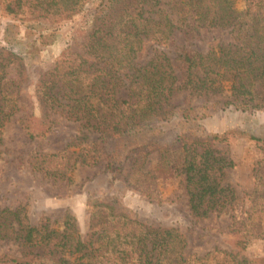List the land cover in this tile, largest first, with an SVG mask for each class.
<instances>
[{
  "label": "trees",
  "instance_id": "1",
  "mask_svg": "<svg viewBox=\"0 0 264 264\" xmlns=\"http://www.w3.org/2000/svg\"><path fill=\"white\" fill-rule=\"evenodd\" d=\"M89 1L0 0V6L5 16L22 23L61 24L82 13ZM238 1L245 2L243 10ZM100 7L88 18L82 51L62 54L37 81L43 115L21 121L31 141L54 130V114L96 138L86 145L77 138L58 153L39 154L33 170L70 183L77 163L89 166L100 159L105 171L120 178L128 165L142 172L155 153L161 167L168 168L171 146L164 125L178 121V173L189 212L197 220L221 213L236 200V191L224 183L227 170L236 165L217 147L228 141L227 135L211 134L201 122L229 108L264 109V0H106ZM187 20L229 30L232 41L207 53L183 51L178 66L164 53L143 65L137 62L146 42L166 44L175 25ZM10 29L7 25L5 36ZM27 47L20 55L0 48V160L4 128L21 110L20 78L31 60ZM10 70L19 80L10 77ZM236 87L244 92H234ZM180 94L183 101L175 103ZM71 147L78 150L71 152ZM92 206L85 238L69 213L56 228L49 218L32 224L25 206L0 208V242H13L19 252L1 254L0 264H188L187 242L175 229L142 223L113 203ZM255 228L264 241V212ZM249 244L241 236L231 250L241 253ZM208 257L228 264L232 252L219 250Z\"/></svg>",
  "mask_w": 264,
  "mask_h": 264
},
{
  "label": "rangeland",
  "instance_id": "2",
  "mask_svg": "<svg viewBox=\"0 0 264 264\" xmlns=\"http://www.w3.org/2000/svg\"><path fill=\"white\" fill-rule=\"evenodd\" d=\"M104 1L90 0L82 13L61 24L44 20L22 23L5 16L0 6V48L20 55L29 45L26 52L31 58L20 78L21 110L3 131L0 208L25 206L32 224L49 218L56 228H62L63 217L69 213L77 220L78 229L85 238L90 228L92 204L113 203L117 209L142 223L175 229L187 242L184 255L188 264H216L213 258L205 257L219 250L232 252L228 264H264V241L255 228L264 212V109L254 111L248 105L243 107L246 111L229 108L201 122L207 132L227 135L228 141L217 147L236 165L227 170L224 181L236 191L235 202L205 220L191 216L182 177L178 173L182 156L175 143L178 121L164 125L166 140L171 146L168 168L161 167L155 153L142 172L128 165L120 178L105 171L100 159L89 166L77 163L69 173L70 183L50 179L33 170V159L39 154L58 153L77 138L84 145L96 138L86 129L78 131L79 124L54 114L51 116L56 121L54 130L45 138L31 141L22 129L21 121L32 114L43 115L37 100V81L62 54L82 51L88 18ZM236 6L243 10L245 2L238 1ZM7 25L11 29L5 36ZM172 31L166 44L146 42L137 62L143 65L155 54L164 53L174 66H178V57L183 51L207 53L232 41L229 30L197 27L193 20L175 25ZM10 77L19 80L18 73L13 70H10ZM234 92L242 93L244 89L236 87ZM184 96L176 95L174 102L181 103ZM77 150L70 148L71 152ZM241 236L247 238L249 247L241 253L233 252L231 246ZM4 253L19 254L10 241L0 242V255Z\"/></svg>",
  "mask_w": 264,
  "mask_h": 264
}]
</instances>
